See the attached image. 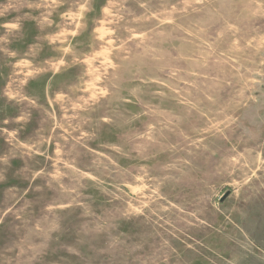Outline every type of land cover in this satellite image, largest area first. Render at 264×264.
I'll return each instance as SVG.
<instances>
[{"label": "rangeland", "instance_id": "obj_1", "mask_svg": "<svg viewBox=\"0 0 264 264\" xmlns=\"http://www.w3.org/2000/svg\"><path fill=\"white\" fill-rule=\"evenodd\" d=\"M0 264H264V0H0Z\"/></svg>", "mask_w": 264, "mask_h": 264}, {"label": "water", "instance_id": "obj_2", "mask_svg": "<svg viewBox=\"0 0 264 264\" xmlns=\"http://www.w3.org/2000/svg\"><path fill=\"white\" fill-rule=\"evenodd\" d=\"M228 193H224L221 197H220V200L222 201L226 196H227Z\"/></svg>", "mask_w": 264, "mask_h": 264}]
</instances>
